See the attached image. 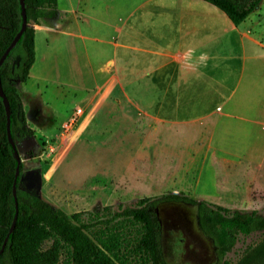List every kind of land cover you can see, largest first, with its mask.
<instances>
[{"label": "rangeland", "instance_id": "1", "mask_svg": "<svg viewBox=\"0 0 264 264\" xmlns=\"http://www.w3.org/2000/svg\"><path fill=\"white\" fill-rule=\"evenodd\" d=\"M172 1L175 5V0L167 2ZM161 2L166 0L156 4ZM200 2L198 8H214ZM223 20L219 11L216 60L220 66L228 55L226 63L231 65L232 72L224 81L218 72L217 89H221L219 92L223 94L230 88L234 89L225 107L237 108L234 115L239 119H228L223 131L215 132L210 146L228 153L226 160L229 165H234L232 168L235 170L226 177L218 167L212 176L206 162L195 184L193 177V180L171 177L170 173L176 172L175 167L180 160L189 161L191 150L199 146L205 148V139L201 137L196 146L190 136L180 135L179 128L156 126L150 130L145 126L146 116L141 111L130 108L123 100L115 102L114 98L105 101L103 121L96 123L101 127L89 129L93 127V121L87 122L88 118H81V115L76 117L71 110L72 103L75 105L81 96L79 93H75L78 96L73 98L69 95L71 89L79 90L92 82L82 80V64L74 66V69L67 64L69 58L65 52L64 36L37 30L34 62L26 82L16 84L26 124L33 134L16 142L15 148L23 174L37 179L39 197L68 216L97 211L105 218L108 216L101 212L103 207L114 212L119 207H133L138 199L145 196L168 192L183 193L193 198L208 195L228 204L227 209L262 214L264 51L255 50L246 40H239L237 33H231ZM239 28L248 29L250 36L264 44V0H260L258 8L240 23ZM76 44L80 45L77 40ZM207 82L213 84L215 81ZM221 82L223 86H220ZM217 99L221 101L222 98ZM248 120L262 124L257 126ZM89 135L94 138H89ZM243 182L245 193H237ZM155 212L160 221V249L165 264H215L212 245L199 232L193 207L181 203H159ZM84 213L81 218L87 220ZM260 237V234L239 236L224 260L233 264L243 250L255 245ZM58 264H65L63 256L59 257Z\"/></svg>", "mask_w": 264, "mask_h": 264}, {"label": "crops", "instance_id": "2", "mask_svg": "<svg viewBox=\"0 0 264 264\" xmlns=\"http://www.w3.org/2000/svg\"><path fill=\"white\" fill-rule=\"evenodd\" d=\"M157 1L161 0H63L60 3L56 0L55 16L33 24L34 58L37 30L64 36L67 64L73 69L82 64V80L92 82L79 90L71 89L69 95L81 96L86 105L81 118L94 123L89 129L101 127L107 99L123 100L146 116L145 126L150 130L156 126L179 128L180 135L190 136L196 146L201 137L206 140L205 148L199 146L188 153L189 164L178 162L171 177L194 178L195 184L206 162L212 176L218 167L226 177L231 176L235 169L226 160L228 153L210 146L213 135L217 130L223 131L228 119H239L234 115L237 108L225 107L234 89L224 94L217 89L218 72L221 81L232 72L231 65L226 63L228 55L220 66L216 60L218 12L239 40H246L255 50L264 51V44L250 36L248 29H240V24L235 26L208 2L204 1L214 8H198L203 0H175V5L174 1L173 5L168 0L156 4ZM212 80L213 84L207 82ZM71 110L73 113L74 102ZM244 183L237 193H245ZM194 199L224 208L229 206L208 195Z\"/></svg>", "mask_w": 264, "mask_h": 264}, {"label": "trees", "instance_id": "3", "mask_svg": "<svg viewBox=\"0 0 264 264\" xmlns=\"http://www.w3.org/2000/svg\"><path fill=\"white\" fill-rule=\"evenodd\" d=\"M221 10L235 25L258 8L260 0H203ZM26 23L37 25L39 19L56 14V0H23ZM18 0H0V56L19 31ZM34 30L26 27L0 64V86L9 108V135L14 143L30 138L20 94L16 84H24L34 61ZM5 132V113L0 99V264H165L160 249V221L155 212L159 203H181L195 209L199 232L212 245L215 264L224 260L239 236L260 234L253 246H247L233 264H264V209L230 210L196 200L183 193H164L138 199L133 207L110 212L97 211L66 215L43 201L37 179L24 175L22 165L12 154ZM16 167L18 173L14 177ZM14 180V195L12 184ZM16 203V219L10 227ZM87 216L82 220L81 216ZM47 244V246H45Z\"/></svg>", "mask_w": 264, "mask_h": 264}, {"label": "water", "instance_id": "4", "mask_svg": "<svg viewBox=\"0 0 264 264\" xmlns=\"http://www.w3.org/2000/svg\"><path fill=\"white\" fill-rule=\"evenodd\" d=\"M18 2H19V6H20V14H21L20 29L15 34V36L12 38V40L10 41L9 45L7 46V48L4 50V52L0 56V64L4 60V58H5L6 54L8 53V51L14 46L15 42L18 40V38L20 37L22 31L26 27H31V28L33 27V23L31 21H29L28 23H26V19H25V15H24L23 0H18ZM0 99H1V102H2V105H3V109H4V113H5V132H6L7 142L12 147L13 157H14V159L16 160V162L18 164L20 162L19 161V156H18L17 150L15 148V143L10 138L9 129H8V123H9V108H8V104H7V101L5 99V96H4V94H3L2 90H1V86H0ZM17 173H18V168L16 167L15 172H14V177H16ZM12 195H13V198H15V195H14V180H13V184H12ZM14 207H15V212H14V215H13V218H12V221H11V224H10V227L8 229L7 234H9L12 231V228L14 226V222H15V219H16V203L14 204ZM5 241H6V237L4 238L3 243L1 245L0 253H1L2 249H3V247H4Z\"/></svg>", "mask_w": 264, "mask_h": 264}, {"label": "built area", "instance_id": "5", "mask_svg": "<svg viewBox=\"0 0 264 264\" xmlns=\"http://www.w3.org/2000/svg\"><path fill=\"white\" fill-rule=\"evenodd\" d=\"M86 110V105L83 101L79 100L75 103L74 105V111L73 114L74 116H80L82 115Z\"/></svg>", "mask_w": 264, "mask_h": 264}]
</instances>
